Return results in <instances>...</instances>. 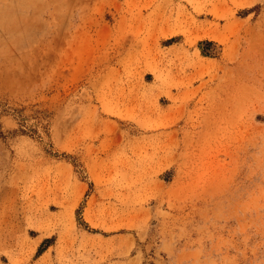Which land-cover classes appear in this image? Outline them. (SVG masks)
<instances>
[{"label": "rangeland", "instance_id": "obj_1", "mask_svg": "<svg viewBox=\"0 0 264 264\" xmlns=\"http://www.w3.org/2000/svg\"><path fill=\"white\" fill-rule=\"evenodd\" d=\"M0 264H264V0H0Z\"/></svg>", "mask_w": 264, "mask_h": 264}]
</instances>
